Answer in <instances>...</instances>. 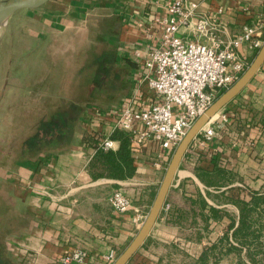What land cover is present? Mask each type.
Returning <instances> with one entry per match:
<instances>
[{
  "label": "crops",
  "instance_id": "0c3cea01",
  "mask_svg": "<svg viewBox=\"0 0 264 264\" xmlns=\"http://www.w3.org/2000/svg\"><path fill=\"white\" fill-rule=\"evenodd\" d=\"M177 2L197 3V15L215 16L223 43L239 36L244 27L264 22V0H50L33 15L25 10L16 18V34L4 51L3 66L9 69L0 72L3 103L11 108L32 96L27 79L33 71L65 72L70 57L84 74V49L89 56L92 39H100L102 54L109 52L118 61L114 65L122 74L117 78L127 86L120 104L139 84L149 93L144 62L162 36L155 19L168 17V5ZM193 26L181 32L193 37ZM259 37L264 43V30ZM258 51L247 43L239 48L248 67ZM107 102L85 103L80 127L64 147L8 170L25 217L9 238L19 264H60L62 257L76 251L87 257L73 264H107L105 256L115 251L117 259L144 223L172 157L166 167L157 168L149 150L137 158L130 148L134 176L95 177L90 171L96 154L91 138L99 145L110 137L111 125L92 123L85 114L91 107L114 113ZM221 114L228 116L223 131L206 147L190 145L157 222L128 264H202L204 251L228 233L227 215L236 212L235 199L250 201L253 193H264V64L211 123ZM58 115L59 120L69 119L67 112ZM114 142V150L108 151L119 149L120 143ZM116 190L132 200L131 209L121 215L109 202ZM212 211L225 215L218 219Z\"/></svg>",
  "mask_w": 264,
  "mask_h": 264
},
{
  "label": "built area",
  "instance_id": "2783aa9c",
  "mask_svg": "<svg viewBox=\"0 0 264 264\" xmlns=\"http://www.w3.org/2000/svg\"><path fill=\"white\" fill-rule=\"evenodd\" d=\"M197 9V3H170L169 16L155 19L162 27V36L160 44L148 53L144 62L149 93H144L139 84L114 108V113L105 114L94 107L86 110L88 121L111 125L110 135L115 131L126 133L135 157L139 158L144 150L153 153L151 161L157 168L168 165L196 120L248 68L239 54L243 43L254 51L263 45L259 33L264 30V22L244 27L239 36L223 43L217 37L219 28L215 16H199ZM191 24L193 37L181 32ZM227 121L226 114H221L213 123L210 121L192 144L198 148L211 144ZM99 147L114 150L115 142L106 137ZM109 202L119 215L132 207V200L122 190L114 191ZM86 257V252L76 251L59 262L83 263ZM116 257L115 251H111L105 260L113 264Z\"/></svg>",
  "mask_w": 264,
  "mask_h": 264
},
{
  "label": "trees",
  "instance_id": "16d2710c",
  "mask_svg": "<svg viewBox=\"0 0 264 264\" xmlns=\"http://www.w3.org/2000/svg\"><path fill=\"white\" fill-rule=\"evenodd\" d=\"M82 74L83 71L79 70L76 73L71 70L69 72L33 71L28 77V84L31 86L29 87L34 93L16 103L15 112L17 113L14 121L18 123L14 124L13 129L11 124L8 125L5 131L10 162L11 160L17 163L33 161L55 149L64 147L68 141L73 140L74 133L80 127L81 112L86 106L80 93L85 86L84 80H80ZM57 97L68 99L69 102L60 103ZM47 99L53 101L47 103ZM63 112H68V120L55 118ZM110 139L120 143L117 151L103 150L99 147L98 140L91 138L96 154L90 162V171L95 177L107 176L121 180L131 178L136 168L130 150L129 136L122 131H115L110 135ZM21 152H23L22 157ZM16 155L19 156L18 159ZM234 203L239 209L238 224L236 225L231 214L227 215L231 219L232 234L224 235L218 242L207 248L201 257L202 264H208L211 259L217 262L216 252H221L223 249L228 254L233 251L239 254L240 250H245L253 263L264 264L262 261H257L256 256H251L252 247L258 248L260 252L264 248L260 247L264 230V193H253L250 201L235 199ZM212 212L218 219L225 215L221 211ZM11 216L19 220L21 218L22 223L13 222L9 229L10 234L20 229L25 218L18 213L10 214V218Z\"/></svg>",
  "mask_w": 264,
  "mask_h": 264
},
{
  "label": "rangeland",
  "instance_id": "374dc122",
  "mask_svg": "<svg viewBox=\"0 0 264 264\" xmlns=\"http://www.w3.org/2000/svg\"><path fill=\"white\" fill-rule=\"evenodd\" d=\"M35 11L36 10H30V13H32L33 15ZM24 13L27 12L20 11L16 13L9 20L5 30V35L1 38L0 72L5 68H6L5 71L8 72L9 65L3 66V65H7L4 61V51H5V47H7L6 42H8V39L12 37V33L16 34V29L14 26V24L16 23V18L22 14L24 15ZM2 29L3 27L0 28V37L3 32ZM84 50H85V54L83 56V65L85 69H84V74H82L83 76H81L80 79H84L85 86L83 90L81 89L80 92L81 96L84 98L85 103L90 102L97 104L99 102L98 104H103V102L109 100L110 102L104 104L108 107L117 108L120 105L119 102L121 96L125 94V92L127 91V86L125 85V83H122L117 78V76H120L119 74H122V71L115 68L114 64L118 63L116 57L109 52L102 54L104 48H102L100 39L97 40L92 39L89 56L86 55V51H88L87 48H85ZM78 63L79 62L72 63V58L70 57L67 61L68 69L66 68V71L69 72L70 70L72 71L73 69L75 73L78 70L81 71L79 69L80 63L79 65ZM87 84L89 85V88H87ZM3 85L4 82L2 78V82H0V93ZM110 92L111 93L117 92V93L116 95H114V94H110ZM2 100L3 99L0 94V264H19L18 258L15 257V253L10 245L9 238L13 235V233L10 234L9 229L12 227L13 222L15 221L16 223L18 222L22 223V222H21V218L20 220L15 219L16 218L15 216L13 217L11 216L10 218V214L11 215H13V213L20 214L19 211L20 208H19V201L16 197L17 193H16V188L14 186L15 184L13 183L12 177L8 173V170H11V168L18 165V163L12 160L10 162V158H9L10 156L8 155L9 153L7 152V145H8L7 135L5 134L8 125L11 124V127L13 129L14 124L16 125L18 123V121H14L17 113L15 112L17 104L12 105V107L10 108L9 104L3 103ZM22 155L23 152H21L20 156L22 157ZM18 158L19 156L16 155V159ZM236 208L237 210L236 212H234L233 218L238 224L239 209L237 206ZM227 232L228 233H223L219 237L221 238L226 234H230V235L232 234L233 230L230 228V225ZM261 241L262 243L260 244L261 245L260 247L262 248L264 247V230L262 232ZM263 249L260 252L258 248L252 247L251 256L254 255L258 259L257 261L264 262ZM240 251L241 252L239 254L234 251L228 254L225 249H223L221 252L217 251L216 252L217 253L216 256H218V258H216L217 262H215V260L213 259V264H256L253 263L251 257L245 253V250H240Z\"/></svg>",
  "mask_w": 264,
  "mask_h": 264
},
{
  "label": "water",
  "instance_id": "95a60500",
  "mask_svg": "<svg viewBox=\"0 0 264 264\" xmlns=\"http://www.w3.org/2000/svg\"><path fill=\"white\" fill-rule=\"evenodd\" d=\"M50 0H0V24L9 20L18 12L25 10H37L46 5ZM6 27L2 29L1 38L5 35ZM264 64V43L257 52L256 57L249 67L241 75V77L225 92H223L217 100L209 107V109L201 115L188 131L186 136L176 148L172 159L165 171L164 178L156 194L150 211L139 229L138 233L126 247V249L118 256L113 264H128L136 252L143 246L144 242L150 235L155 223L157 222L162 209L165 205L166 198L176 174L180 168L181 162L188 151L190 145L200 133V131L235 97H237L243 89L252 81Z\"/></svg>",
  "mask_w": 264,
  "mask_h": 264
},
{
  "label": "bare ground",
  "instance_id": "6f19581e",
  "mask_svg": "<svg viewBox=\"0 0 264 264\" xmlns=\"http://www.w3.org/2000/svg\"><path fill=\"white\" fill-rule=\"evenodd\" d=\"M2 27H3V28L6 27V22H3V23L0 24V28H2Z\"/></svg>",
  "mask_w": 264,
  "mask_h": 264
}]
</instances>
